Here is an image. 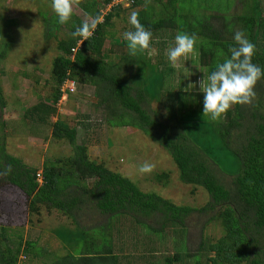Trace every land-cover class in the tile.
Here are the masks:
<instances>
[{"label": "trees", "instance_id": "1", "mask_svg": "<svg viewBox=\"0 0 264 264\" xmlns=\"http://www.w3.org/2000/svg\"><path fill=\"white\" fill-rule=\"evenodd\" d=\"M113 1L86 0L80 5L91 18L102 17L87 40L71 35L83 23L76 16L65 25L57 23L56 14L45 19L46 38L58 39L63 33L62 27L69 28V32L58 40L60 54L52 68L51 98L32 106L27 113L45 123L57 113L56 106L64 94L61 87L67 80L89 84L95 89L97 106L106 105L110 109V126L134 127L161 145L176 165L180 181L202 187L210 201L193 209L142 192L130 179L90 160L85 144H76V128H69L59 119L52 124V137L67 140L74 153L52 164L47 162L38 183L37 169L6 153L5 137L1 134L5 124L0 116V183L19 189L29 200V211L38 213L44 206L70 217L74 223L87 209L106 217L107 221L120 214L134 215L138 222L150 228L147 244L153 248L157 246L154 240L160 238L162 231L140 218L156 216L160 229L167 223L183 228L191 213H213L206 223L218 222L222 236L207 246L201 238L200 248L213 253L205 264H264V78L256 85V98L251 105L234 106L216 122L203 117V104L192 108L185 104L180 80L177 90H172L170 81L175 71L167 63L161 66L160 57L153 62L148 52L131 56L127 51L117 63L104 59L105 42L123 43L127 47L123 37L116 38L109 28L112 18L123 8L113 5L106 14L99 9L100 5L108 6ZM149 1L134 0L128 9L136 10L141 24L151 30L150 50L164 45L165 37L172 42L180 32L194 33L198 37L194 53H198L199 68L209 74L229 55V47L234 46V33L241 30L256 46L253 63L264 68V0H152L158 6L156 9ZM235 1L241 3L240 9L233 8ZM13 22L8 20L6 25ZM153 103L159 104L161 110H153ZM5 107L0 88V113ZM227 161L233 165V174L224 173L220 166ZM221 174L229 179L222 180ZM90 179L93 184L88 187L86 181ZM155 181L167 186L169 173L157 174ZM77 229L76 234L59 232L61 239L73 243L74 251L63 256L50 253L52 259L48 264L121 263L107 237L96 234L88 242V235H83L87 230ZM98 238H103L104 243L100 244ZM116 241L122 247L123 242ZM22 253L40 255L33 252L31 243L23 242L21 236L11 239L7 228L0 227V264H18ZM152 258L147 255L143 260L157 263L150 261ZM129 259H124L122 264H131ZM178 259L181 257L174 260ZM194 264H201L198 256L194 257Z\"/></svg>", "mask_w": 264, "mask_h": 264}, {"label": "rangeland", "instance_id": "2", "mask_svg": "<svg viewBox=\"0 0 264 264\" xmlns=\"http://www.w3.org/2000/svg\"><path fill=\"white\" fill-rule=\"evenodd\" d=\"M97 1L101 3L103 0ZM85 2L78 0L73 12L74 17L82 22L91 19L82 10L81 6ZM149 3L154 9L158 8L152 0ZM120 6L123 10L112 18L109 27L116 38H122L125 31L131 30L128 23L131 12L129 5L122 3ZM240 7L241 3L235 1L233 8ZM110 8V5L99 7L102 14H106ZM54 15L51 0H0V53L3 51L0 57V88L6 102L0 116L5 124L1 134L5 137L6 153L20 159L26 166L37 169L38 173L42 172L47 162L52 164L57 159L72 157L74 152L68 141L52 137V124L59 119L69 128H76V144H85L90 160L130 179L142 192L156 194L178 206L193 209L205 206L210 201L207 192L202 187L180 181L176 165L161 145L134 127L109 125L110 109L106 105L97 106L95 89L91 85H79L73 80H67L61 87L65 91L56 106L57 113L45 123H40L36 117L27 113L32 106L52 96V68L54 59L60 54L57 49L58 40L63 39L62 34L69 32V28L62 27L60 29L63 33L58 35V39L54 36L45 37L44 21ZM8 20L14 21L13 24L6 25ZM169 40L165 37L164 45L151 50L153 62H157L160 57L161 66L162 63L171 66L166 53L174 46L175 38H172V42ZM127 51L125 44L107 41L103 48L104 59L117 63ZM197 61L198 53L181 58L177 66L173 67L175 72L170 81L174 92L181 81V90L185 94L188 108L203 104V93L198 82L205 73ZM72 83L75 89L70 92ZM189 83L196 87L185 92ZM151 108L161 110L157 103H153ZM145 162L155 165L150 174H141L138 170ZM220 166L224 173L233 174L234 168L229 161ZM162 172L169 173V183L164 187L155 181V176ZM221 177L222 180L229 179L223 174ZM92 184L93 179L86 181L88 187ZM28 203L29 200L19 189L0 183V227L7 228L11 239L17 240L21 236L23 242L32 244L34 253H40L37 256L22 253L18 264H48L52 259L49 257L51 254L63 256L73 252V243L61 239L63 237L59 236V232L65 230L68 234H76L77 227L87 230L83 235H88L85 236L88 242L96 234L107 237L114 254L122 259L119 264L128 257L131 264H149L143 260L147 255L153 256L150 261L161 264H194V257L198 256L199 262L205 264L213 253L205 247L200 248L201 238L207 246L222 236L218 222L206 223V219L213 213L193 212L185 219L183 228L167 223L160 229L156 216L140 218V221L144 219L151 227L162 231L160 238L154 240L157 246L153 248V245L147 244L150 228L138 222L134 215L120 214L107 221L106 217L87 209L74 223L70 217L44 206L40 207L38 213L31 212ZM150 234L157 237L155 233ZM98 239L100 244L104 243L103 238ZM116 240L123 242L122 247H119ZM177 256L181 259L175 261Z\"/></svg>", "mask_w": 264, "mask_h": 264}, {"label": "clouds", "instance_id": "3", "mask_svg": "<svg viewBox=\"0 0 264 264\" xmlns=\"http://www.w3.org/2000/svg\"><path fill=\"white\" fill-rule=\"evenodd\" d=\"M77 2L78 0H51V8L56 14L58 24L65 25L70 22ZM101 19L102 17L98 16L85 20L75 27L72 37L89 39ZM128 23L131 30L123 33V39L127 42L129 55L136 56L144 52L151 55L152 32L141 24L136 10L130 12ZM197 40L198 37L194 33L180 32L176 35L174 46L166 53L172 67H176L181 58H187L194 53ZM233 40L234 46L229 47V55L198 82L203 93L202 115L213 122L221 120L234 106L251 105L256 98V85L264 78V68L253 63L255 44L246 38L241 30L235 31ZM194 86L196 87L189 83L184 91L189 92ZM154 168V164L145 162L138 170L141 174H150Z\"/></svg>", "mask_w": 264, "mask_h": 264}, {"label": "built area", "instance_id": "4", "mask_svg": "<svg viewBox=\"0 0 264 264\" xmlns=\"http://www.w3.org/2000/svg\"><path fill=\"white\" fill-rule=\"evenodd\" d=\"M122 3H125L127 5H132L134 3V0H114L112 3H110V7H112L113 5H122ZM75 50V49H74ZM74 50H72V52H74ZM70 82H73L72 80H70ZM69 83V82H68ZM67 84V83H66ZM65 84V85H66ZM72 88L69 90L70 92L74 91L75 89V84H71ZM63 91V89H62ZM65 91V90H64ZM36 179L38 181V183H41L42 180V175L41 173H36Z\"/></svg>", "mask_w": 264, "mask_h": 264}]
</instances>
